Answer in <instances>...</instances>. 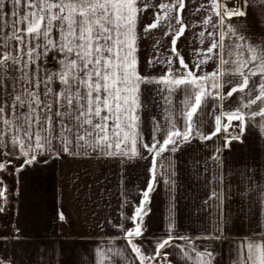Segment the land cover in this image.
<instances>
[{
	"label": "snow or ice",
	"instance_id": "snow-or-ice-1",
	"mask_svg": "<svg viewBox=\"0 0 264 264\" xmlns=\"http://www.w3.org/2000/svg\"><path fill=\"white\" fill-rule=\"evenodd\" d=\"M188 2L196 5L193 16L206 12L199 24L185 23L186 0H0V172L10 178L36 163L90 151L147 161L140 202L122 201L132 208L124 216L132 226L114 225L130 250L128 264H173L170 248L184 264H213L214 253L197 245L219 240V225L215 234L192 238L177 234L170 217L165 237L145 250L151 194L161 183L174 185L172 156L193 140H212L222 123L226 145L239 139L233 127L243 133L254 124L264 131V42H250L232 27L230 18L244 16L243 10L222 14L217 0ZM146 12L151 19L145 24ZM197 27L191 36L199 46L192 47L185 32ZM181 37L189 41L188 61L177 47ZM210 61L215 67L209 73L204 66ZM147 92L152 95L145 99ZM229 100L234 106L225 105ZM208 117L213 130L205 133ZM13 191L0 177V213ZM214 198L215 191L208 199ZM58 219L65 220L62 211ZM259 236L241 242L234 264H264V232ZM122 255L119 248L97 249L95 264Z\"/></svg>",
	"mask_w": 264,
	"mask_h": 264
},
{
	"label": "crops",
	"instance_id": "crops-1",
	"mask_svg": "<svg viewBox=\"0 0 264 264\" xmlns=\"http://www.w3.org/2000/svg\"><path fill=\"white\" fill-rule=\"evenodd\" d=\"M219 1L216 10L223 14ZM200 2L208 4L209 0H197V4ZM262 5L264 0H249L242 7L241 0L245 15L230 18L232 27L253 43L264 42ZM195 6L186 0L183 13L186 24H199L206 15L202 10L193 16L191 9ZM150 19V13L146 12L142 23ZM200 30L197 27L185 32L192 47L199 45L191 33ZM185 37H181L177 47L188 61L189 41ZM167 40L170 37L162 43L167 44ZM141 43L150 45L152 41ZM207 46L206 39L203 47ZM147 52V47L142 49V63ZM48 63L51 67L54 61L50 59ZM214 67L210 61L204 70L210 73ZM153 74H158V70ZM151 95V92L145 93V99ZM233 100L226 101L225 105H233ZM148 116L146 111L145 139L149 135ZM222 128L223 123L221 132ZM212 130L208 117L203 131ZM222 136L220 133L212 140H193L172 156L175 183L171 188L162 183L157 186L150 197V212L144 218L146 251H151V241L165 237L170 217L177 234L192 238L215 234L219 225V240H201L197 245L201 250L207 248L214 253L213 264H234L241 242L260 239L259 233L264 232V131L254 124L249 125L237 135L239 139L228 145ZM217 156L218 160L212 158ZM101 159L102 156L91 151L87 155H65L48 159L47 163H36L14 176L13 201L0 213V236L5 240V248L0 250L3 261L95 264L97 249L115 251L119 248L123 255L114 256L108 264H128L124 256L130 258V250L114 225L132 226L124 219L125 215L132 214V208L122 201L140 202L141 192L148 182L147 161L136 160V165L134 160L127 161V169H117L112 164L110 169H102ZM213 191L218 198L208 199ZM60 211L64 221L58 219ZM136 243L141 244V239H136ZM167 251L173 253L168 257L173 264H184L175 249Z\"/></svg>",
	"mask_w": 264,
	"mask_h": 264
},
{
	"label": "rangeland",
	"instance_id": "rangeland-1",
	"mask_svg": "<svg viewBox=\"0 0 264 264\" xmlns=\"http://www.w3.org/2000/svg\"><path fill=\"white\" fill-rule=\"evenodd\" d=\"M223 132H224V130L222 128L221 135H223L222 137H223V139H225L227 135H224ZM134 162H135L134 165H136V160H134ZM101 163H102V169H110V164L117 167V169H127V161H123L120 158H110V157L102 156ZM9 171H11V169H9ZM0 177H5L8 188L10 190H13L14 184H15L14 183V176L8 178L7 173L0 172ZM14 193H15V191H13L9 195V197H8L9 202L13 201ZM8 207H9V205H8ZM8 207H7V210H8ZM9 209H11V208H9ZM8 212H9V210H8ZM134 242L136 243V240ZM3 248H5V240L0 236V250H3ZM1 257H3V255L1 254V251H0V259H2Z\"/></svg>",
	"mask_w": 264,
	"mask_h": 264
},
{
	"label": "built area",
	"instance_id": "built-area-1",
	"mask_svg": "<svg viewBox=\"0 0 264 264\" xmlns=\"http://www.w3.org/2000/svg\"><path fill=\"white\" fill-rule=\"evenodd\" d=\"M221 9L223 12L231 11V12H239L241 10V0H220ZM232 135H239L240 130L239 128L233 127L230 130ZM224 135H228L227 133L223 132Z\"/></svg>",
	"mask_w": 264,
	"mask_h": 264
}]
</instances>
